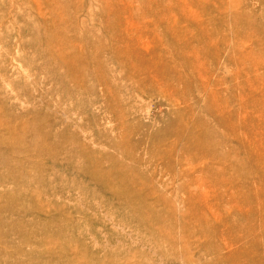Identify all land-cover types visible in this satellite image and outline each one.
I'll list each match as a JSON object with an SVG mask.
<instances>
[{"label": "rangeland", "instance_id": "1", "mask_svg": "<svg viewBox=\"0 0 264 264\" xmlns=\"http://www.w3.org/2000/svg\"><path fill=\"white\" fill-rule=\"evenodd\" d=\"M260 179L264 0H0V264H264Z\"/></svg>", "mask_w": 264, "mask_h": 264}, {"label": "bare ground", "instance_id": "2", "mask_svg": "<svg viewBox=\"0 0 264 264\" xmlns=\"http://www.w3.org/2000/svg\"><path fill=\"white\" fill-rule=\"evenodd\" d=\"M191 1H193V0H191ZM185 15V14H184ZM184 18H186V17H184ZM89 160V159H88ZM92 160V159H91ZM93 161V160H92ZM95 162V161H94ZM93 162V163H94ZM95 165H97V164H95ZM94 167V166H93ZM95 168V167H94ZM97 169V168H96ZM111 170H113V169H110V171H108V173L109 174H111ZM97 171H99V170H97ZM96 172V170L94 171V173ZM105 172H107V171H105ZM99 173L101 174L102 172H98L97 174L99 175ZM104 173V172H103ZM113 174V173H112ZM95 175H96V173H95ZM98 175H96V176H98ZM101 175H103V174H101ZM100 175V176H101ZM104 175H105V173H104ZM103 175V176H104ZM95 176V177H96ZM100 176H98V178L100 177ZM103 178V177H102ZM104 178H107L106 176H104ZM103 178V179H104ZM95 180V179H94ZM98 180H102L101 178H99ZM263 181L264 182V179H260L259 181ZM105 181V180H104ZM130 182V180H127V182ZM107 183L109 182V181H106ZM134 183H135V180H134ZM109 184H111V181L109 182ZM106 190V189H105ZM108 191V190H107ZM134 191H136V190H134ZM109 192H111V191H109ZM114 192V191H113ZM138 193V194H137ZM139 191H136L135 192V194L136 195H139ZM260 193H262V194H264V189L263 190H259V191H256L255 190V197H254V200H255V202L257 201V206L258 207H256V209H254V211L253 212H255L257 209H261L262 210V208H263V206H264V199L263 200H261L260 199V197H261V195H260ZM258 194H259V196H258ZM264 197V196H263ZM262 197V198H263ZM131 210L133 209V208H130ZM130 210V211H131ZM263 213H264V208H263ZM218 218V217H217ZM264 219V218H263ZM222 220L223 221H221V220H218L217 222H218V224H216L215 226H214V228H213V230H214V232H216L217 234L220 232V235L222 234V235H224V234H227V235H229L230 234V236L232 235V232L234 231V234H237L238 235V237L240 238V237H242L241 235H239V233L241 232V231H244L243 230V226L241 225V224H235V226H233L232 227V230L229 228V224H226L225 225V223H226V220L227 219H225V218H222ZM154 221H156V218H155V220ZM207 226H209V223H207ZM209 228V227H208ZM250 230L251 231H254V229L253 228H250ZM201 234L202 235H206V232L204 231V230H202L201 231ZM225 236V235H224ZM264 238V236H262V237H259V236H255V238H253L252 239V241L250 242V246H248V249L249 250H251V251H254V250H256V248L257 247H259V245H260V243H264V240L263 241H261L262 239ZM232 239V238H231ZM230 239V241H232ZM228 248H230V249H232L233 248V245H230V246H228L227 247V249ZM227 252H229V249L227 250ZM248 254H249V256H248V258L249 259H251V253H249L248 252Z\"/></svg>", "mask_w": 264, "mask_h": 264}]
</instances>
